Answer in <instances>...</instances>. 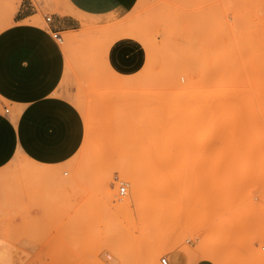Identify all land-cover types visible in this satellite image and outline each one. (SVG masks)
Wrapping results in <instances>:
<instances>
[{
	"label": "rangeland",
	"instance_id": "1",
	"mask_svg": "<svg viewBox=\"0 0 264 264\" xmlns=\"http://www.w3.org/2000/svg\"><path fill=\"white\" fill-rule=\"evenodd\" d=\"M19 2L0 0V31L14 26ZM34 3L40 11L25 21L50 35L43 15L59 13L63 2ZM79 21L80 29L69 32L79 40L63 32L57 42L65 63L54 92L81 115L83 140L62 163L17 152L0 166V241L7 250L0 264H144L143 225L159 220L160 211L145 193L119 209L117 203L130 196L122 173L138 176L142 190L148 176L166 183L165 201L174 209L165 205V222L179 220L198 232L196 242H208L217 264H264V0H133L121 13ZM182 29L200 38L198 52L188 59L171 46ZM124 39L141 48L135 70L110 64L111 48ZM189 85L204 94H193ZM175 94L188 100L178 97L180 105L174 98L180 109L172 106L173 113L167 106ZM197 96L204 103H193ZM2 104L11 108L0 99V111ZM150 133L157 136L153 144ZM201 133L209 137L199 146ZM149 146L161 156L139 170L138 155L155 154L146 151ZM120 181L127 183L124 195L118 193ZM194 243L187 241L185 251L214 264ZM180 246L163 245L157 260Z\"/></svg>",
	"mask_w": 264,
	"mask_h": 264
},
{
	"label": "crops",
	"instance_id": "2",
	"mask_svg": "<svg viewBox=\"0 0 264 264\" xmlns=\"http://www.w3.org/2000/svg\"><path fill=\"white\" fill-rule=\"evenodd\" d=\"M34 1L20 0L13 13L14 26L0 31V99L11 107L2 104L0 111V166L17 152L41 163H62L79 148L83 119L68 98L54 92L65 61L51 31L69 36V32L80 29L79 18L121 13L133 2L62 0L59 13L50 15L51 21L46 22L49 35L40 25L25 21L40 11ZM171 46L176 54L188 59L198 52L200 38L192 30L182 29L172 36ZM142 58L141 48L128 39L118 41L110 51V64L119 71L135 70ZM175 256L181 261L173 264H207L197 260L192 251L177 250L169 255L170 261Z\"/></svg>",
	"mask_w": 264,
	"mask_h": 264
},
{
	"label": "bare ground",
	"instance_id": "3",
	"mask_svg": "<svg viewBox=\"0 0 264 264\" xmlns=\"http://www.w3.org/2000/svg\"><path fill=\"white\" fill-rule=\"evenodd\" d=\"M82 36V35H81ZM79 38H80V35L79 34H74V35H71V37H70V35H69V40L70 41H77V40H79ZM64 48H67V46L66 47H64ZM195 79V78H194ZM191 81V80H190ZM189 81V83H191L192 84V82H190ZM200 81V80H199ZM198 81V83L199 84H201L200 82ZM204 81V80H203ZM202 81V82H203ZM207 82V81H206ZM194 83V82H193ZM197 82L196 83H194V84H197L196 86L198 87V84ZM210 83V86L211 87H208V85L206 86V87H208V89L210 88H212V85H211V82H208V84ZM205 84L206 83H204L203 85L201 84V86H205ZM190 86V85H189ZM201 86L200 87H198V88H201ZM186 87V86H185ZM188 87V86H187ZM196 87V88H197ZM190 88H191V90L192 89H195L194 87H192V86H190ZM203 88V87H202ZM188 89V88H187ZM209 89V90H210ZM183 90V89H182ZM184 90H186V89H184ZM189 90V89H188ZM208 90V92H211V90L209 91ZM196 93H195V92ZM198 91L200 92L201 90H199L198 89ZM197 91V89H195V90H192V92H193V94L195 93V94H197L198 95V92ZM185 91H183V92H181V94L183 93V94H186V93H184ZM187 92V91H186ZM191 92V93H192ZM198 92V93H197ZM201 92H203V90L201 91ZM178 93H180V92H178ZM177 93V94H178ZM212 93V92H211ZM210 93V94H211ZM182 94V95H183ZM189 94V93H188ZM201 94V95H200ZM199 94V97L200 96H202L203 94H204V92H203V94L202 93H200ZM207 94V93H206ZM182 95H180V96H182ZM187 95V94H186ZM174 96V97H173ZM171 98H169L170 100H171V102L173 103V104H171V103H169L168 104V102H167V100L165 101L167 104H168V106L167 105H162L161 107H165V106H167V107H171V110L173 109V113H174V108L176 107V108H179L180 109V107H177V106H175L174 105V101H175V99H177V101H179V99H178V97H180L179 95L176 97V94L175 95H173ZM193 96V95H192ZM209 94H208V98H209ZM183 98L185 97V95L184 96H182ZM190 97V96H189ZM195 97V96H194ZM206 96H205V98H207ZM175 98V99H174ZM186 98V97H185ZM204 98V97H203ZM173 99V100H172ZM195 99V98H194ZM201 98H198V96L196 97V100H192V102L193 103H195L197 100L199 101ZM188 100V97L186 98V101ZM202 100V99H201ZM206 100H208V99H206ZM189 101H190V99H189ZM188 101V103H190ZM180 102V101H179ZM191 102V103H192ZM200 102H203V100L202 101H200ZM199 102V103H200ZM181 103L182 102H180V105H181ZM186 104H187V102H185ZM204 103V102H203ZM206 103V102H205ZM170 104H171V106H170ZM184 104V103H183ZM182 104V105H183ZM198 104V103H197ZM179 105V106H180ZM191 104H189V105H186L185 107H189ZM193 105V107H194V104H192ZM192 105L189 107V108H191L192 107ZM196 105V104H195ZM201 105H204V104H201ZM207 105H209V103H207ZM207 105L206 106H203V107H207ZM172 106H174V108H172ZM199 106V105H198ZM198 106H197V108H198ZM181 107H183V110H184V106H181ZM192 107V108H193ZM209 107V106H208ZM166 108V107H165ZM164 108V109H165ZM175 108V109H176ZM189 108H187V109H189ZM191 108V109H192ZM162 109V108H161ZM167 109V108H166ZM179 109H177V110H179ZM182 109V108H181ZM187 109H185L186 111H187ZM193 109H195V111H196V106H195V108H193ZM199 109H200V107H199ZM170 110V109H169ZM201 110V109H200ZM180 111V110H179ZM179 111H178V113H179ZM182 111V110H181ZM190 111V110H189ZM194 111V110H193ZM170 112V111H169ZM172 113V112H171ZM176 113V112H175ZM203 118V117H202ZM164 125V124H163ZM162 126V125H161ZM160 126V127H161ZM157 128H158V126H156ZM162 129H163V126L161 127ZM164 130V129H163ZM156 131H158L159 132V130H156ZM155 131V132H156ZM154 132V131H153ZM154 132V133H155ZM158 132H156V133H158ZM161 132L162 131H160V134H161ZM163 133V132H162ZM196 133V132H195ZM150 135H151V137H150V141L152 142L154 139L156 140L157 138V136L156 135H154L153 133H150ZM154 135V137H152ZM158 135V134H157ZM209 137V134H206V133H201L200 135H199V137H198V139L196 140V143L200 146V145H202V144H204L205 142H206V140H207V138ZM153 138V139H152ZM148 143H149V145H152L154 142H152V144L148 141ZM207 143V142H206ZM147 147H148V144H147ZM146 147V148H147ZM151 146H149V148H147V150H146V148H144V150H146L147 152H149L150 151V149L152 150L151 152H155V150L157 149V147L153 150L152 148H150ZM207 148V147H206ZM148 149H149V151H148ZM158 150V149H157ZM146 151H144V153L146 152ZM161 151V150H160ZM159 151V152H160ZM140 152V151H139ZM159 152L157 153V152H155V154H158V155H153L152 153H146L145 155L147 156V157H144L145 155L143 154V153H141V155L139 154L138 155V161L136 162V168L138 169V167H139V170H141L142 168L141 167H143L144 166V168H146V167H148L149 168V166H154V162L153 161H156V160H153L154 158H156L157 159V156H159L160 154H159ZM150 156V157H149ZM152 156H154V157H152ZM161 156V155H160ZM159 156V157H160ZM141 157H143L142 159H141ZM148 158H150V160L152 159V162L149 160V161H147V159ZM162 158V157H161ZM161 158H158V159H161ZM140 160H142V162L144 163H142V162H140ZM149 162L148 164L146 163L145 164V162ZM161 161V160H160ZM156 162H158V161H156ZM140 163H141V165H140ZM151 163V164H150ZM150 164V165H149ZM158 164V163H157ZM158 165H161L160 164V162H159V164ZM156 167V166H155ZM154 167V169H157L159 166H157L156 168ZM158 170H160V169H158ZM157 170V171H158ZM157 173H159V172H157ZM122 175H124V176H127L128 177V180H129V183H130V196L129 197H126V198H124L123 200H121L119 203H117V207L119 208V209H125V208H127L130 204H131V202H137L140 198H141V196L143 195V193H145V195H147V196H149V197H151V201H150V203H151V206H152V208H155L156 210H159L160 211V218H159V220H156V221H151V222H147L146 224H144L143 226L145 227V231H144V234L146 235V237H147V239H148V242H147V249H146V252H145V254H144V264H158V256H159V253H160V251H161V249H162V251H164L163 250V248H161L163 245L167 248V249H174V248H177L179 245H182V246H180L179 247V249L180 250H182V251H185L186 250V248H187V244H186V242L187 241H189V240H191V241H194L195 243H194V245H193V249H195L199 254H200V256H203V257H205L206 259H208L210 262H213L214 264H217V262H216V255H215V253L212 251V250H209V248H208V242L207 241H200V242H196V238L194 237V235L196 234L197 235V233L198 232H196V233H194V232H191L192 230H188V228H187V230H186V226L185 225H183V224H179L178 223V221H176V220H170L169 222H165L166 221V218H165V213H163V211H164V209H165V205H166V207H167V202L168 201H165V198H166V196H167V193H168V187L166 186L167 184L166 183H153V182H151V176H148V181H147V183H146V185H145V187H144V190H142L141 189V183H140V179H139V177L138 176H132L131 174H126V173H122ZM157 175V174H156ZM159 177H160V175H159ZM155 178H156V176H155ZM172 209H174V208H172ZM172 209H170V208H168L167 207V210H172ZM170 213H168V215H169ZM172 214H173V212H172ZM188 214V213H187ZM175 215V212H174V214H173V216ZM188 216V215H187ZM192 216V215H191ZM190 218V217H189ZM189 220V219H188ZM187 221V220H186ZM185 221V222H186ZM186 224V223H185ZM189 225V223H187V226ZM195 225V224H194ZM197 226V225H196ZM193 227V226H192ZM197 230L198 229H200V227H195ZM195 228H193V229H195ZM201 228H203V226L201 227ZM205 228V227H204ZM202 230V229H201ZM200 231V230H199ZM197 237V236H196ZM2 240V239H1ZM183 243V244H182ZM7 252V250H6V245H5V242L3 241V242H1L0 241V254L1 255H4V252ZM161 251V252H162ZM121 253V252H120ZM121 255H122V253H121ZM123 256V255H122ZM121 258V261L124 263V258L123 257H120ZM120 261V262H121ZM11 262H13V261H9V264L11 263ZM121 262V263H122ZM12 264V263H11ZM129 264V263H128Z\"/></svg>",
	"mask_w": 264,
	"mask_h": 264
},
{
	"label": "built area",
	"instance_id": "4",
	"mask_svg": "<svg viewBox=\"0 0 264 264\" xmlns=\"http://www.w3.org/2000/svg\"><path fill=\"white\" fill-rule=\"evenodd\" d=\"M44 20H45V22H50L51 21V16L50 15H44ZM51 36L58 43H61L63 41L62 33L57 31V30H52L51 31ZM5 111H8V108H5ZM126 192H127V183L123 182V181H120L119 182L118 193L120 195H124ZM158 261H159V264H172L170 259H169V257L167 255L160 256ZM185 264H192V263L186 262Z\"/></svg>",
	"mask_w": 264,
	"mask_h": 264
}]
</instances>
